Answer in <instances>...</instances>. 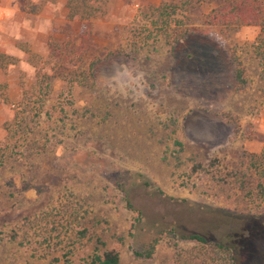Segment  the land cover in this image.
<instances>
[{"label":"rangeland","instance_id":"374dc122","mask_svg":"<svg viewBox=\"0 0 264 264\" xmlns=\"http://www.w3.org/2000/svg\"><path fill=\"white\" fill-rule=\"evenodd\" d=\"M66 1L20 0L53 30L11 41L40 56L34 80L0 69V264H264V29L213 25L232 0H114L79 23Z\"/></svg>","mask_w":264,"mask_h":264},{"label":"trees","instance_id":"16d2710c","mask_svg":"<svg viewBox=\"0 0 264 264\" xmlns=\"http://www.w3.org/2000/svg\"><path fill=\"white\" fill-rule=\"evenodd\" d=\"M114 0H67L66 9H67V19L70 22H92L100 18L106 17L112 7ZM48 0H40L39 6L33 7L34 13L38 14L44 10L47 6ZM241 22L246 26H256L264 29V0H232L229 3H226L211 19V23L215 26H220L223 24ZM25 53L28 56V60L33 65L37 66L40 61V56L31 51L30 49L24 48ZM233 61L236 65L234 78L236 82V91H245L248 87V79L246 77V70L238 58L234 57ZM18 60L4 55L0 51V69L2 71H7L9 64H17ZM0 99L4 102L10 101V96L8 93L7 83L0 84ZM10 133L11 128H7ZM247 158H251L252 165L257 167V162L260 159L259 155L242 153L240 156V161L243 164ZM3 156H0V167L3 165ZM201 165L198 164L193 168V171L196 172L201 169ZM236 172L232 173L230 176H233ZM237 175V174H236ZM241 185L245 183L242 178H240ZM150 186V184H146ZM262 188V187H261ZM155 192L159 195H165L164 192L156 187ZM263 192V189H261ZM127 208L131 211H135L132 203L126 197ZM181 240L194 242L197 244L206 245L209 243L208 239L205 236L199 234H191L188 236H182ZM161 243V238H154L149 242L141 251L134 250V256L142 260H152L156 254L157 248ZM219 247L224 248L219 245ZM58 259H54L51 264H57ZM87 264H120V254L117 251H103L95 252L90 261Z\"/></svg>","mask_w":264,"mask_h":264},{"label":"clouds","instance_id":"9594fccd","mask_svg":"<svg viewBox=\"0 0 264 264\" xmlns=\"http://www.w3.org/2000/svg\"><path fill=\"white\" fill-rule=\"evenodd\" d=\"M33 6H39L40 0H31ZM47 7L52 13L60 12L64 3L63 0H48ZM21 16L20 0H0V49L4 55L13 57L19 64H9V74L16 71L17 67L25 74L28 80L36 78L37 68L29 63L25 57L26 53L11 43V41L25 40V33L35 39L39 35H47L53 30V20L51 18Z\"/></svg>","mask_w":264,"mask_h":264},{"label":"crops","instance_id":"0c3cea01","mask_svg":"<svg viewBox=\"0 0 264 264\" xmlns=\"http://www.w3.org/2000/svg\"><path fill=\"white\" fill-rule=\"evenodd\" d=\"M45 8H46V7H45ZM45 8H44V9H45Z\"/></svg>","mask_w":264,"mask_h":264}]
</instances>
